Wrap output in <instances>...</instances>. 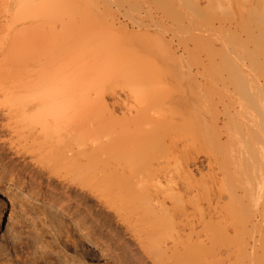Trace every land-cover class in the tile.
<instances>
[{"label":"bare ground","instance_id":"6f19581e","mask_svg":"<svg viewBox=\"0 0 264 264\" xmlns=\"http://www.w3.org/2000/svg\"><path fill=\"white\" fill-rule=\"evenodd\" d=\"M102 1L0 0V183L96 201L104 264H264V0Z\"/></svg>","mask_w":264,"mask_h":264},{"label":"rangeland","instance_id":"374dc122","mask_svg":"<svg viewBox=\"0 0 264 264\" xmlns=\"http://www.w3.org/2000/svg\"><path fill=\"white\" fill-rule=\"evenodd\" d=\"M99 1L101 2L102 0ZM150 2L151 1L142 0L143 12H145V9L151 8ZM153 4L155 5V3ZM49 15V13H46L45 17L40 21L31 23V25L33 23L35 24L34 27L31 26L33 27L31 29L33 33V35L31 34V38L33 37V40L36 41L37 44L41 41L46 42V40L49 39L48 34H50V31L48 26L55 23V21L53 22L52 20L47 22V20L51 18ZM144 15H146V13H144ZM49 22H51V24H49ZM58 48L59 47H57V49ZM79 63H81V61ZM73 68L74 66L72 70H74ZM81 69L82 68L79 70ZM120 84H122L123 87L127 86L125 83L119 82V85ZM114 85H116V83ZM119 85L116 86L119 87ZM1 95L0 106L5 103V98ZM1 132L0 129V134L2 135ZM1 146L0 140V147ZM11 154L12 152L9 150L0 148V174L13 179L21 187L24 180L20 178L18 173L21 174V171L29 170V166L23 159H12L14 155ZM17 167L22 170L17 169ZM18 170H20V172ZM26 185L30 184L26 183ZM26 189L27 188L24 187L23 190ZM33 189L34 187L29 189L28 194H23L18 191L17 187L11 188L5 183H0V209L4 207V223L0 227V264H59L60 261V264H104L106 261V253L101 249L100 244L96 243V240H94V234L100 236L101 233H107L110 229L114 231L120 228L119 225H111L107 223V221L105 222V218L108 216L107 212L101 209L102 207H99L97 202L93 200L87 202V205H77L74 202L69 203L68 201L62 202L61 204L66 210V212H64L58 209L54 204V202L60 199V192L53 195L47 192V188L44 187L42 195H46L47 199L53 201V203H45L40 197L33 195L38 194L42 196L41 193L39 194ZM41 203L44 205L42 206ZM88 231L91 232L90 237H86L85 235ZM65 233L66 236L68 233L72 236L70 241H67ZM73 240L74 242H72Z\"/></svg>","mask_w":264,"mask_h":264}]
</instances>
